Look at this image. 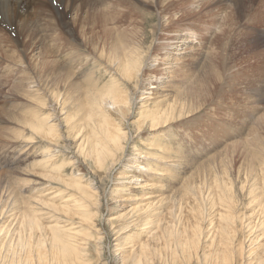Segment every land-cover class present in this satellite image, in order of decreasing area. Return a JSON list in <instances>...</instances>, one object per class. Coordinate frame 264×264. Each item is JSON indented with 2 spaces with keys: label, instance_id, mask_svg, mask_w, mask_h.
Masks as SVG:
<instances>
[{
  "label": "bare ground",
  "instance_id": "1",
  "mask_svg": "<svg viewBox=\"0 0 264 264\" xmlns=\"http://www.w3.org/2000/svg\"><path fill=\"white\" fill-rule=\"evenodd\" d=\"M120 1L125 0H0V36L7 35L15 59L22 64L28 45H35L33 40L40 56L56 58L47 64L42 62L44 67L38 68L45 69L37 77L30 70L21 73L27 84L17 85L15 91L32 102L23 108L10 102L0 115V120L4 116L14 125L9 129L11 135L7 133L6 139L0 141V173L6 175L0 176V264H94L91 247L95 248L97 264H108L101 260L104 238L99 236L96 220L101 219L103 209L96 187L100 184L99 188L107 191L109 176L125 157L132 135L124 127L133 114L131 91L135 93L143 83L146 61L160 58L151 52L156 35L146 32L145 27L121 31L119 24L129 18L119 23L115 22L117 16L105 13ZM258 1L211 3L214 7L228 3L235 14L233 19L244 21ZM127 2V6L140 9L131 0ZM167 2L155 3L164 16L173 6ZM143 5L146 14L150 13L153 6ZM73 13L76 16L71 20ZM100 19L101 25L112 23L115 29L104 36L94 32ZM92 24L91 37L86 27ZM79 30L85 37L82 43L77 42ZM60 40L64 41L62 45H68L66 50L53 45ZM251 43L264 47V36L259 35ZM248 46H240V53L259 54L264 68V50L258 53ZM229 57L221 60V67L202 59L190 68L186 86L166 100L162 92L141 95V106L130 126L134 134L145 129L155 133L142 148L133 146L135 156L146 159L145 163L133 162L118 180L145 181L136 189L146 191L150 186L152 192L144 199V195L137 194L125 198L128 186L118 184L112 191L116 202L126 201L133 207L129 213L109 220L118 241L116 250L122 255L120 264H264L262 142L249 140L260 149L249 152L248 163L243 162L246 165L237 174L228 157L220 158L214 153L200 162V153H187L184 144L178 145L177 151L170 142L163 144L171 137L163 129L198 113L216 83L224 80L227 61L241 58L239 54ZM261 74V79L248 82V106L264 104V71ZM155 78L159 83L166 80L165 76ZM35 83L39 87L27 91ZM50 104L57 106L58 116L47 111ZM11 107L14 108L8 110ZM247 118L253 121L252 114ZM254 131L250 130L251 137ZM4 133L5 128L0 127V135ZM64 135L71 139L70 145L63 142ZM29 145L34 157L15 158L14 152L20 153ZM71 146L76 150L72 158L59 156ZM79 163L87 174L90 172V178L69 172H80ZM134 169H147L148 180L142 179L144 174L131 175ZM189 169L194 171L187 176ZM37 186L44 188L37 190ZM144 200L151 201L145 204Z\"/></svg>",
  "mask_w": 264,
  "mask_h": 264
},
{
  "label": "rangeland",
  "instance_id": "2",
  "mask_svg": "<svg viewBox=\"0 0 264 264\" xmlns=\"http://www.w3.org/2000/svg\"><path fill=\"white\" fill-rule=\"evenodd\" d=\"M131 1L134 2V4L136 3L140 9H136L134 6H127V3L129 2L125 0L114 3L115 6L110 9H106L105 13L108 12L109 14H114L117 16V20L115 22L119 21V23L121 19L129 18L127 22H124L123 24L120 23L121 25L119 24L121 31L127 30L130 32L136 28L143 29L145 27L147 28L146 32L153 36L156 35L152 44L151 52L154 56L160 58H157L156 62L154 61L156 58L149 59L148 62L146 61L142 75L145 79L143 78L144 81H142L143 83L140 84L138 91L135 93L131 91L133 114L129 117L128 122L124 124V127L126 131L131 132L132 135L130 134L129 143L126 145L125 157L118 167L112 172V174L110 176L108 175L109 180L107 181V191H104L102 187L99 188L100 184L97 187L95 185V187L98 188L100 192L103 209L101 219L96 220V226L98 229H100L99 236L104 238L100 246L102 247L101 251L103 254L101 260L102 262H107L108 264H120L122 257L120 252H117L118 248L116 245L118 244V241H116L117 237L113 232L109 220L112 219V217H118L122 214H125L127 211L129 213V211H131L133 208L131 207L132 203H128L126 201L116 202V199L114 200L112 198V191L118 184L119 187L128 186L129 191L125 193V198L137 194L141 196L144 195V199L150 196V193L152 192V187L150 186L147 188V190L145 189L146 191H142V189H136L140 186L143 187L145 185V181H136L131 183V179H124L120 182L118 180V176H120L121 172H124L133 162L142 161L145 163L146 161V159L144 160L136 157V152L134 154V151L132 150L134 145H138L142 148L144 146L143 143L146 140H150V138H152L153 132H149L148 129H145L141 133L134 134L135 129L130 126L136 120L135 116L138 113L137 108L141 106L140 101L142 99V94L152 96V94L162 92L164 96L163 100H166L169 96L176 94L179 88L186 86V80H188L186 76L188 73H190V71H192L190 68L202 61V59H205L210 63L220 65L221 67V60H223V58L224 60H227L230 58L229 55L232 56L239 54L241 56L240 60H234L232 62L227 61L228 70L223 75L224 80L216 83L217 88L215 87L211 97L206 101L198 113L183 119L181 122H179V124L163 129L165 130L166 134H170L169 136H171L167 141H164L163 144L170 142L176 151L178 150V145L184 144V149L187 153L192 150L194 156H196L197 153H200V162L209 157L211 158V156L215 154L220 155V158L228 157V159H230L229 161L233 164L232 166L235 174H237L236 172L239 171L245 163H248L247 161L249 159V152L256 151L257 148L260 149V147H258V145L253 142V140H249L257 139L259 143L262 142L261 144L264 145V104H251L248 106L249 98L247 95L248 87L250 85V83L248 85V82L255 79H261L262 77L261 72L264 71V68L261 66L262 60L261 57H259V54L256 55L254 53V57V54H241L239 51L240 46L241 48H245L248 45L250 50H253L254 47V52L258 51L259 53L261 51L262 53V50H264V47H259L257 44L255 45L251 43L252 40H256L259 35L264 36V0H260L258 1L259 3L253 5V9H251L250 13H247V18L244 21L240 20L242 22L236 18L233 19L235 14L233 11H231L229 4L226 2L223 3L221 7H214L211 3L213 0H167V3H172L173 6L164 16V14H162L159 10V7L155 4L157 0ZM111 3H113V1ZM141 3H144L145 5L149 3L153 6L151 10L149 9L150 13L146 14L145 7L144 5L142 7ZM30 9L32 10L33 8L30 7ZM98 15L99 18L102 17L100 14ZM75 16L76 13H73L71 20H73ZM83 17H86V15ZM144 19L148 20L147 24L143 21ZM98 22L100 23L95 25L96 27L94 32L98 34L100 33L101 35L103 34L102 36H104L106 32L115 29L116 26L112 23L103 26L101 25L103 22L102 19H100ZM92 26L94 25H89V28L86 27V31L89 30L87 33H89L91 37L93 36ZM89 35H87V37ZM78 36L79 38L77 42L82 43V41H85V37L80 33V30L78 31ZM6 38L7 35L0 36V76H3L2 81L4 82L0 90V115L4 112L3 107L10 102L14 106H19V108H23L26 103L30 104L32 102L29 99L23 97L21 93H17L15 91V87L17 85L27 84V82H23L21 79V73L23 71L30 70L37 77L39 75L38 73L45 69H41L44 67L43 63L47 64L56 59L55 56H52V58L50 57V59L40 56V51L36 47V41L33 40L35 45H28V50L26 52L27 58L23 59L21 64L15 59L13 55L15 50L12 49V43ZM26 41L28 42V38ZM60 41L61 42L59 43L55 41L56 43L54 42L53 45L56 46L55 48H63L62 50H66L68 45H62V42L64 41ZM232 45L233 48L231 47ZM82 50L85 51L84 49ZM64 55L65 54H63L62 57ZM38 66L41 68L39 69ZM156 75L165 76L166 80H163L162 83H159L160 81L156 80L155 78ZM223 81L226 82L224 83L223 88L220 89ZM258 85L259 84H257V86ZM38 87V83L32 84V90L27 89V91H35ZM219 89L220 91H218ZM7 106L9 107V105ZM55 106L56 105L50 104L47 108V111L53 112L58 116L60 113L57 109V106ZM13 108L14 107H11L8 110ZM244 108L247 110L244 111ZM250 114L253 116L252 122H250L251 118H247V115ZM259 117L262 119L257 121ZM254 122L255 124H253ZM238 125L241 128L244 127V129L239 131L238 129L240 127H238ZM0 127L5 128V133L0 135V141H4L6 139L5 135L7 133L11 135L9 129H13L14 125L11 122H8L4 116H2L0 120ZM254 127L258 128V130ZM252 129L255 130L252 135L254 138L251 137L250 130ZM248 133L250 135L249 138L247 137ZM186 134L188 135L186 136ZM155 135H157V133ZM63 142L69 145L72 143L71 139L68 137L66 138L65 135L63 136ZM23 143L26 144L28 142L23 140ZM23 145L24 144L19 146L18 150L22 148ZM16 146H18V144ZM232 146H236V148H233ZM30 147L31 145H29V147L25 148L20 153L18 150L17 153L14 152L15 158L16 156L20 159L23 157H27V159L34 157V152L29 153ZM254 147L256 149H254ZM71 149L62 152L58 150V152H60L59 156H62L63 158L64 155H67L69 158H72L76 150L75 147L72 146ZM64 158L67 159V157ZM77 166L79 167L80 172L76 171L75 169H72V171L70 170L69 172L79 175L84 174L90 178V172L87 174L86 168L82 167L80 163ZM1 168L3 169L4 167ZM3 171L8 172L7 170ZM193 171L189 169L187 176ZM148 173L149 172L147 169H134L132 170L131 175L141 176L144 174V176H148ZM1 174L2 172L0 173V176ZM5 176L6 175L1 177L5 178ZM141 177L144 180H148L146 176L145 178H143V176ZM23 178H26V176H23ZM34 184H37V182ZM37 187V190L44 188H40L39 186ZM150 201L151 200H144V203L147 204ZM130 217L132 218L133 214ZM204 225L208 226L207 223ZM91 248L93 251V262L94 264H97V261L99 260L96 253L94 252L95 248Z\"/></svg>",
  "mask_w": 264,
  "mask_h": 264
}]
</instances>
